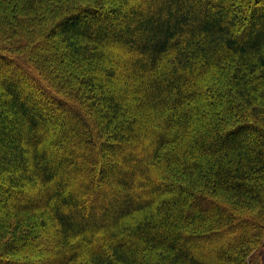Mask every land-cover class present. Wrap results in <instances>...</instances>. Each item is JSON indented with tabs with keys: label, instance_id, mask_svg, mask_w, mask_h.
<instances>
[{
	"label": "trees",
	"instance_id": "16d2710c",
	"mask_svg": "<svg viewBox=\"0 0 264 264\" xmlns=\"http://www.w3.org/2000/svg\"><path fill=\"white\" fill-rule=\"evenodd\" d=\"M263 262L264 0H0V264Z\"/></svg>",
	"mask_w": 264,
	"mask_h": 264
},
{
	"label": "rangeland",
	"instance_id": "374dc122",
	"mask_svg": "<svg viewBox=\"0 0 264 264\" xmlns=\"http://www.w3.org/2000/svg\"><path fill=\"white\" fill-rule=\"evenodd\" d=\"M68 67L69 68L72 67V70H74L75 72L81 71V69L79 67L77 68V66L75 67V65H73V64H69ZM62 70L65 71V67H63ZM263 264H264V262H263Z\"/></svg>",
	"mask_w": 264,
	"mask_h": 264
}]
</instances>
